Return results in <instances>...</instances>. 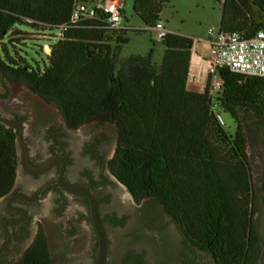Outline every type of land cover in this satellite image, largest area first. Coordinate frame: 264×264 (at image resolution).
<instances>
[{
	"label": "trees",
	"instance_id": "16d2710c",
	"mask_svg": "<svg viewBox=\"0 0 264 264\" xmlns=\"http://www.w3.org/2000/svg\"><path fill=\"white\" fill-rule=\"evenodd\" d=\"M87 1L0 0V76L55 107L70 130L89 123L113 128L110 173L136 204L159 207L214 264H257L260 238L246 133L257 136L264 129V79L218 68L217 97L209 93L211 77L205 93L187 91L193 40L174 33L160 40L165 52L159 67L152 49L118 67L127 34L149 32L145 28L161 22L169 0H133L145 28L125 26L118 33L103 17L71 23L76 5ZM19 27L39 29L53 40L42 70L16 52L26 35ZM60 27L63 36L55 41ZM219 30L252 39L264 30V0H222ZM213 100L234 121L233 135L217 122ZM15 142L12 130L0 124V198L15 181ZM20 264H52V255L38 239Z\"/></svg>",
	"mask_w": 264,
	"mask_h": 264
},
{
	"label": "rangeland",
	"instance_id": "374dc122",
	"mask_svg": "<svg viewBox=\"0 0 264 264\" xmlns=\"http://www.w3.org/2000/svg\"><path fill=\"white\" fill-rule=\"evenodd\" d=\"M118 1L123 6L124 26L133 29L145 28L132 10L133 0ZM221 2L222 0H169V4L163 8L159 18L170 33L197 41V50L208 53L209 47L205 42L207 32L209 29L217 30L219 28ZM17 29L26 34L21 36L25 40L14 46L15 49L17 48L16 52L19 57L24 58L32 68L42 70L44 65H47L46 56L50 52H42V48L39 49V47L45 48V46L52 44L53 40L50 41L49 34L39 29L27 27ZM127 38L128 43L122 46L118 57V67L129 57L146 56L151 49L153 51L152 63L156 67L161 65L165 48L154 31L130 32L127 34ZM40 50L42 53L39 52ZM9 51L13 55V51L11 49ZM21 94H25V96L20 97ZM0 96L8 97L7 102L19 101V98H22L21 102L26 103L32 109V116L40 115L43 111L45 117L42 125H57L59 119L63 122L60 113L55 112V107L51 106V109L47 111L42 110V99L26 93L24 89H14L1 76ZM12 107V110H18V106L12 105ZM220 114L225 124L224 129L233 135L236 130L234 121L229 114L221 111ZM262 131L264 130L262 129ZM66 133L68 136L65 137V142L70 151L74 152L78 165L92 166L93 161L88 154V149L92 147L93 138H100L101 140V144L95 149L96 153L103 155L104 149L109 145L110 155L108 159L110 160L114 155L117 136L111 127L89 123L78 132ZM246 136L250 165L255 176V183L259 184L260 176L264 172V136L259 135L261 139L259 140V137L254 136L249 131H247ZM84 148H87V155L83 154ZM68 177L78 179L79 175L68 174ZM97 193L101 198V214L103 216L115 215L116 218L123 221L120 226L105 223L109 244L107 264H120L121 255L126 247L137 248L145 256L147 264H182L183 260H192L195 264H214L208 254L197 249L190 248L188 250L187 247L185 248L177 226L159 207L144 203L136 204L127 189L114 179L111 178L108 184L97 189ZM84 214L85 208L77 202L66 206V212L63 214L58 211L55 205L46 202L43 210L45 217V221H42L43 225L51 227L50 220L53 221L59 217L60 219H65L66 216L75 217L77 220V232L74 239L62 243L59 237L57 243L50 246L53 264H92L93 232L89 223L83 219ZM255 221L259 229L257 232L260 237L264 238V216L259 211L255 214ZM125 235H128L127 238H122ZM61 245H64L65 249L62 252H60L61 250L55 251Z\"/></svg>",
	"mask_w": 264,
	"mask_h": 264
},
{
	"label": "flooded vegetation",
	"instance_id": "af4514ba",
	"mask_svg": "<svg viewBox=\"0 0 264 264\" xmlns=\"http://www.w3.org/2000/svg\"><path fill=\"white\" fill-rule=\"evenodd\" d=\"M10 85L14 89H24L26 93L37 97L27 90L24 85ZM24 96L25 94L20 95V97ZM7 98L0 96V119L13 123L18 122L21 126L20 128H17L7 126L3 122H0L1 125L5 128L11 129L15 134V147L18 158L15 181L12 187L0 198V264H20L25 254L38 239L44 242L50 254V246L57 243L59 237L61 238L62 243L74 239L77 232V220L75 217L66 216L65 219H60L59 217L53 221L50 220L51 227L42 224V221L45 219L43 216V210L46 206V202L55 205L58 211L62 214L66 212V206L70 203L77 202L85 208L83 219H85L86 223H89L93 232L92 264H95L94 255L98 242L90 219L87 199L84 196L69 193L61 186L51 185L60 171L61 161H63L62 178L71 184L84 183L91 186L92 193L97 199L98 213L106 234L107 264L109 257V244L105 230V223L108 222L116 226H120L123 223V221L116 218L115 215L103 216L100 212L101 198L98 196L97 189L108 184L111 178L117 181L108 168V162L111 160L108 159L110 155V146L108 145L104 149V154L100 155L95 152V149L101 144V140L100 138H93L92 147L88 149V154L93 161L92 166L87 167V165H78L74 152L70 151L67 147L65 137L68 136L66 132H78L83 126L75 130H70L67 128L64 121L62 122L60 119L57 120V125H42L41 123L45 117L42 113L43 111L40 115L32 116V109L29 108L30 106H27L26 103L21 102L22 98H19V101L13 100L10 102H7ZM41 102L42 110L47 111L51 109V106L44 101ZM12 105L18 106V110H12V108H14ZM9 106L12 108H9ZM55 112L60 113L57 109H55ZM24 121H27V123H24ZM19 132H21V138L25 146L29 166L33 170H37L43 165L49 163L48 168L44 172L32 173L25 169L21 157V148L17 143V135ZM263 132L262 128L258 129L257 137H259V140H261L260 136H264ZM82 151L83 154L87 155V148H84ZM68 174L74 176L78 174L79 178L72 179L68 177ZM252 181L253 193L256 199L255 214L259 211L264 216V172L260 176V183L256 184L252 170ZM130 197L132 198L131 195ZM256 229L259 232L257 225ZM127 236L128 235H125L122 238H127ZM259 238L260 253H264V238L260 237V235ZM182 239V244L185 248L187 247L188 250L190 248L195 249L183 238V236ZM64 249V245H61V247L56 248L55 251L61 250L60 252H62ZM120 264L147 263L145 261V256L137 248L126 247L121 255ZM185 264L195 263L192 260H186Z\"/></svg>",
	"mask_w": 264,
	"mask_h": 264
},
{
	"label": "built area",
	"instance_id": "2783aa9c",
	"mask_svg": "<svg viewBox=\"0 0 264 264\" xmlns=\"http://www.w3.org/2000/svg\"><path fill=\"white\" fill-rule=\"evenodd\" d=\"M122 12L123 6L118 0H88L76 5L71 16V23H77L79 18L103 17L108 29L118 33L125 29ZM145 31H154L160 40L170 34L163 22H158L153 28H145ZM63 32L64 27H60L54 34V40L61 39ZM205 42L209 47L208 53L198 51L196 47L198 42L193 40L187 91L205 93L211 77L209 93L213 98L217 97L221 87V81L215 76L218 68L264 79V30L259 31L252 39L245 40L239 33L221 32L219 28L209 29ZM212 109L217 122L224 127L225 124L215 100L212 101Z\"/></svg>",
	"mask_w": 264,
	"mask_h": 264
},
{
	"label": "water",
	"instance_id": "95a60500",
	"mask_svg": "<svg viewBox=\"0 0 264 264\" xmlns=\"http://www.w3.org/2000/svg\"><path fill=\"white\" fill-rule=\"evenodd\" d=\"M45 51L50 52V49L48 46H45ZM0 122H3L7 126H13L20 128V123H13L7 120H2L0 119ZM17 143L19 144L22 152V162L26 170L32 172V173H41L44 172L48 166L49 163L43 165L41 168L37 170H33L27 161V155H26V150L25 146L23 144L22 138H21V132L17 135ZM62 173H63V161H61V168L60 171L55 179L51 183V185H58L61 186L65 191L73 194H78L81 196H84L87 201H88V207H89V214H90V219L93 225V228L95 230L96 236H97V248L95 250V264H106V256H107V244H106V234L102 226L101 218L98 213V206H97V199L92 193L91 186L86 185L84 183H68L62 178ZM116 179V178H115ZM257 264H264V253L261 252L259 255V258L257 260Z\"/></svg>",
	"mask_w": 264,
	"mask_h": 264
}]
</instances>
